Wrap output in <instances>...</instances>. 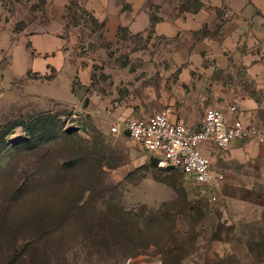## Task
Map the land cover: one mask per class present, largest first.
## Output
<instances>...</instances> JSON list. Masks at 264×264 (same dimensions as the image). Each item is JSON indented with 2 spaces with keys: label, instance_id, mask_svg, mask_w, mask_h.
I'll list each match as a JSON object with an SVG mask.
<instances>
[{
  "label": "rangeland",
  "instance_id": "obj_1",
  "mask_svg": "<svg viewBox=\"0 0 264 264\" xmlns=\"http://www.w3.org/2000/svg\"><path fill=\"white\" fill-rule=\"evenodd\" d=\"M71 4L76 56L104 60L92 65L86 93L59 104L49 99L70 103L64 89L30 88L48 98L36 102L21 87L5 93L0 84V264H139L159 256L163 264H264L263 191L225 190L258 209H227L223 198L213 204L203 187L152 166L131 140L112 136L114 118L83 112L97 92L112 109L150 113L137 100L140 88L125 85L123 70L109 69L125 63L126 43L107 44ZM4 6L15 32H28L40 9L34 0ZM20 45L14 57H22ZM102 45L109 46L99 57ZM7 63L0 51V76Z\"/></svg>",
  "mask_w": 264,
  "mask_h": 264
},
{
  "label": "crops",
  "instance_id": "obj_2",
  "mask_svg": "<svg viewBox=\"0 0 264 264\" xmlns=\"http://www.w3.org/2000/svg\"><path fill=\"white\" fill-rule=\"evenodd\" d=\"M8 1L0 0L4 38L0 51L8 57L0 76L5 93L21 87L19 93L40 102L48 98L30 88L64 89L70 103L49 100L76 104L90 86L92 65L104 60L87 62L76 56V37L67 27L70 1L34 0L40 9L28 32L13 31L4 6ZM74 1L98 25L107 44L126 43L125 63L109 69L123 70L125 85L140 88L137 100L149 105L150 113L137 115L130 107L112 109L106 106L108 99L97 92L83 112L119 121L124 116L146 118L168 109L172 121L197 130L205 110L217 108L225 112L228 122L239 119L244 125H264V0ZM18 44H22V57L13 56V46ZM106 46L100 47L99 57L105 55ZM251 83L252 90L248 88ZM230 106L236 107L235 113L227 111ZM202 152L212 173L224 175L219 198L228 201L227 209H258L225 190L264 192V146L255 140L234 141L221 151L204 143Z\"/></svg>",
  "mask_w": 264,
  "mask_h": 264
},
{
  "label": "built area",
  "instance_id": "obj_3",
  "mask_svg": "<svg viewBox=\"0 0 264 264\" xmlns=\"http://www.w3.org/2000/svg\"><path fill=\"white\" fill-rule=\"evenodd\" d=\"M235 106L227 111L236 112ZM166 109L146 118H126L111 123L112 136L129 134V140L158 161V168L179 171L196 185L203 187L211 203H216L224 184L222 173L213 174L209 159L202 152L204 143H211L226 151L234 141L255 140L264 146V129L257 125H244L239 119L228 122L225 112L217 108L205 110L197 130L182 121H172ZM139 264H162L155 258Z\"/></svg>",
  "mask_w": 264,
  "mask_h": 264
},
{
  "label": "trees",
  "instance_id": "obj_4",
  "mask_svg": "<svg viewBox=\"0 0 264 264\" xmlns=\"http://www.w3.org/2000/svg\"><path fill=\"white\" fill-rule=\"evenodd\" d=\"M73 2H75V1H71V3H73ZM70 3V4H71ZM74 4V3H73ZM73 4H71L70 5V7L73 5ZM21 145H23V143H18V144H16V146H21ZM169 169H172V168H169ZM174 170V169H173ZM251 193L253 192V191H250ZM165 210V209H164ZM165 212V211H164ZM132 222V224H133V226H135L136 228H138V224H139V220H133V221H131ZM137 230H139V229H137ZM165 255H168V256H172V253H171V250H168V252L167 253H165ZM157 256H159V255H157ZM160 257V258H159ZM158 258L162 261V264H163V259L161 258V256H159Z\"/></svg>",
  "mask_w": 264,
  "mask_h": 264
},
{
  "label": "water",
  "instance_id": "obj_5",
  "mask_svg": "<svg viewBox=\"0 0 264 264\" xmlns=\"http://www.w3.org/2000/svg\"><path fill=\"white\" fill-rule=\"evenodd\" d=\"M123 135L127 138L129 137V134L127 132H124ZM149 161L152 166L157 167L158 161L156 159L150 158Z\"/></svg>",
  "mask_w": 264,
  "mask_h": 264
}]
</instances>
